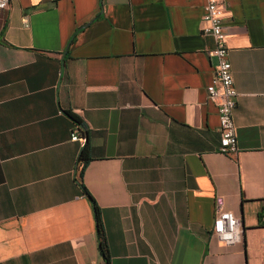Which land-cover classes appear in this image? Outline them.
<instances>
[{"label":"crops","instance_id":"1","mask_svg":"<svg viewBox=\"0 0 264 264\" xmlns=\"http://www.w3.org/2000/svg\"><path fill=\"white\" fill-rule=\"evenodd\" d=\"M237 153L207 100L203 0H9L0 17V264H264V0H219ZM87 131L85 143L70 140ZM81 171V178L79 173ZM216 204L239 241L212 235Z\"/></svg>","mask_w":264,"mask_h":264},{"label":"built area","instance_id":"2","mask_svg":"<svg viewBox=\"0 0 264 264\" xmlns=\"http://www.w3.org/2000/svg\"><path fill=\"white\" fill-rule=\"evenodd\" d=\"M202 19L209 23L206 32L213 38L214 46L207 52L216 59V67L211 83L206 87L207 100L217 109L219 125V153H237L234 111L238 94L233 86L232 69L228 58L227 32L223 22V9L219 0H203ZM9 0H0V17L8 9ZM73 142H84L85 138L76 127L70 135ZM240 220L232 213L224 211L216 204L212 225V235L221 243L230 245L239 241Z\"/></svg>","mask_w":264,"mask_h":264},{"label":"trees","instance_id":"3","mask_svg":"<svg viewBox=\"0 0 264 264\" xmlns=\"http://www.w3.org/2000/svg\"><path fill=\"white\" fill-rule=\"evenodd\" d=\"M66 114L78 126L80 134L82 136H84V138H85V143H84V145H83V147H82V149L78 155V164H80L83 168L90 160L89 146H88V142H87V131L83 127L82 122L80 121V119L77 116H75L71 112H67ZM78 177H79V179L81 178V171H80ZM80 187L92 205V210H93L94 220H95V227H96V240H97L98 250L102 256L104 264H109V255H108V249H107V244H106V238H105L104 229H103L102 220L100 217L99 210H98L94 200L92 199V197L86 191L85 187L82 185Z\"/></svg>","mask_w":264,"mask_h":264}]
</instances>
